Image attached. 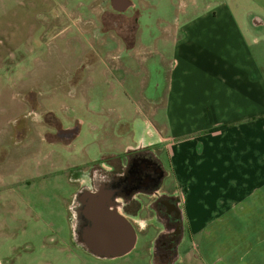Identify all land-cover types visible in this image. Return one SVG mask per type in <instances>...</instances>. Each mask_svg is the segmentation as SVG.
Masks as SVG:
<instances>
[{
    "label": "crops",
    "instance_id": "crops-1",
    "mask_svg": "<svg viewBox=\"0 0 264 264\" xmlns=\"http://www.w3.org/2000/svg\"><path fill=\"white\" fill-rule=\"evenodd\" d=\"M126 1L135 5L131 0ZM89 6L92 15L81 21L80 10ZM79 8L73 14L69 9H63L70 19L73 20L74 15L79 19L76 27L91 48L90 54L87 52L78 59L80 85L89 80L92 82L94 71L100 64L107 68L108 76L113 75L112 69H127V62L119 56L96 55V45L108 48L110 42H116L134 51L140 47L146 49L159 40L157 31L166 37L165 43L172 47V60L164 70L166 74L159 63L147 68L149 75H155L158 80L159 96L150 100L145 93L142 95V100L154 101L151 103L153 114L162 119L163 127L143 132L135 144L126 142L124 139L134 135L141 119L132 123L124 111H120L124 100L122 92L117 90L108 96L112 101L117 100L116 103L108 102L109 107L120 111L118 124L121 128L116 133L111 132L118 140L116 145L102 146L98 156H92L89 148H86V156H80L79 150H74L67 162L61 160V166L54 165L47 172L38 171L35 178H25V169L17 170L11 164L20 153L24 155L21 165L27 162L30 140L39 139L42 146L38 154L47 144L57 148L54 153L59 155V149H72L80 129L66 128L50 109L31 120L28 113L15 120H0V185L11 186L20 182L27 192L22 198L31 208L40 203L68 205L76 244L75 250L49 245L48 233L39 231L23 236V231L16 230L17 218L6 216L0 239L8 240L0 244V264H86L81 253L103 262L128 255L135 246L124 254L128 247L126 229L111 231L105 228L112 223L111 212L116 211L133 225L137 242L138 232L144 231L147 225L144 213L152 214L162 197L177 202L182 223L179 241L185 237L191 241L187 264H264V71L233 13L222 6L221 15L209 11L184 25L155 27V33L150 25L142 23L145 18L140 13L130 15L132 11L125 17L140 16L133 31L105 26L106 16L118 11L116 1L93 0L90 4L80 3ZM146 33L152 37L147 39ZM47 71L50 72L47 65H40L39 69L32 71L37 80L24 88L31 94L23 103L25 109L36 110V95H44L45 91L49 93L42 86ZM162 78L164 82H161ZM58 86L53 98L60 101L61 94H66L67 89ZM105 91L102 89L101 92ZM101 92L96 91V94ZM102 102L96 105L101 107ZM64 132L75 134L65 137L61 134ZM163 150L171 157L170 172L160 160ZM143 153L156 160L157 172H150L145 164L138 177L155 182L149 187L132 189L125 174L131 158ZM143 160L141 158L140 162ZM169 177L175 179L173 194L162 191L163 183ZM39 181L44 186L41 198L32 192ZM66 187L72 191L69 198L66 197ZM122 187L120 205L116 206L112 200L113 207L105 209L103 204L110 201L107 200L110 193L104 195L103 191L117 189L118 192ZM97 195H103L102 203L95 199ZM130 197L135 202L131 205L130 199L126 200ZM49 212V219L42 220L43 225L56 227V222L60 225L59 218ZM31 217L34 222L33 215ZM52 234L63 239V234L57 230H52ZM162 234H166L165 229ZM178 249L179 244L175 249L176 264H182ZM116 253L123 255L114 257Z\"/></svg>",
    "mask_w": 264,
    "mask_h": 264
},
{
    "label": "rangeland",
    "instance_id": "rangeland-1",
    "mask_svg": "<svg viewBox=\"0 0 264 264\" xmlns=\"http://www.w3.org/2000/svg\"><path fill=\"white\" fill-rule=\"evenodd\" d=\"M92 1L0 0V120L6 122L15 120L24 113L30 114L28 116L31 120L45 109H50L55 112L66 128H79L81 132L73 141L72 149L66 147L59 149V155L54 153L57 148L47 144L43 145L42 152L38 154L41 145L39 139L33 142L30 140V148L26 153L27 162L21 165L24 155L20 153L14 158L15 162L11 164V167L17 170L25 169V178L28 176L35 178L38 171L47 172L54 165L61 166V160L64 159L67 162L74 150H79L80 156H86V148H89L92 156H98L102 146L107 148L112 144L116 145L118 140L111 132L116 133V130L121 128L118 124L120 111H124L126 118L132 123L141 119L139 122L141 125L134 131V135H129L124 139L130 144H135L143 132L163 127L162 119L153 114L154 106L151 103L154 104V101L142 100L144 93L150 100L159 96L156 88L158 80L154 78L155 75H149L147 68L151 64L159 63L164 72L168 69V61L172 60V47L165 43L166 37L159 34L160 32L157 31L159 40L147 46L146 49L140 47L129 51L125 45L119 46L116 42H110L111 46L108 48L96 45L94 50L96 55L119 56L121 60L127 62V69L125 71L124 69L122 71L112 69L113 75L108 76L107 68L100 64L97 66L98 70L94 71L92 82L89 80L90 82H85L84 85L79 84L81 75L77 70L78 59L87 52L90 54L91 48L76 27L79 19L75 15L74 21L70 19L64 13L63 8L69 9V13L73 14L80 10V3L90 4ZM131 1L135 4L136 11H132L130 15L134 12L140 13L145 18L142 23L150 25L152 31H155V27L159 28L167 24L184 25L197 17L204 16L209 11L221 15L222 6H226L246 33L251 50L259 58V66H262L264 71V0ZM80 11L81 21L89 19L92 15L90 6ZM146 35L147 39L152 37H148L149 33ZM40 65H47L50 69L42 85L49 93L45 91L46 95H36L38 105L35 109L37 111L27 110L23 103L25 104V99L31 94L24 88L28 83L37 80L31 73L39 69ZM164 73L166 74V71ZM164 81L165 79L162 78L161 82ZM58 85L60 88L62 86L63 89H67L66 94H61L60 101L53 98L54 89L59 87ZM102 89L106 91L102 93ZM117 90L122 92L124 100L120 111L112 110L108 103L112 101L108 96L115 94ZM96 91L102 94H96ZM116 101L113 100L112 103ZM97 102H102L101 107L96 105ZM115 109H117L116 106ZM161 113L163 115L164 112ZM79 122H84V124ZM15 150L19 149L15 148ZM170 158L167 151L163 150L160 153L163 167L169 172ZM17 179L20 180L18 176ZM174 182L175 179L169 177L163 183L162 191L165 194H173L176 186ZM19 184L20 182L16 185L11 184V186L0 185V230H3V224L5 225L6 222L3 219L6 216H14L17 218L16 230L23 231V236H30L33 231L48 233L49 245H59L75 250L72 214L68 205L46 206L40 203V205L32 206L33 211L23 199L24 196L26 197V190ZM37 184L39 185L32 192L35 197L41 198L44 186L41 181ZM65 193L69 198L72 193L71 188L66 187ZM48 212L59 218L60 225L58 222H56V227L43 225V221L49 219ZM31 215L34 217V222L31 220ZM144 217L147 218L146 228L138 232L139 238L131 253L104 262L103 260L95 261L81 253L82 260L86 264H159L156 260V252L158 260L166 257L165 250L160 247L162 245L159 240L160 233L165 229L167 237L170 238L171 236L168 235L171 234L170 228L172 227L169 221L162 216H155L154 212L151 214L147 211ZM24 227L27 228L24 229ZM52 230L62 233L63 239L52 234ZM7 240L0 239V244H4ZM178 244L182 264H187L188 253L191 251L190 238L185 237ZM74 263L69 262L68 264Z\"/></svg>",
    "mask_w": 264,
    "mask_h": 264
},
{
    "label": "flooded vegetation",
    "instance_id": "flooded-vegetation-1",
    "mask_svg": "<svg viewBox=\"0 0 264 264\" xmlns=\"http://www.w3.org/2000/svg\"><path fill=\"white\" fill-rule=\"evenodd\" d=\"M116 1L117 5H118V11H114V14H110L106 16V24L105 26H113L116 28H121V29H127L130 31H133V28L135 27V25H137V23L140 20V16L135 15L133 18L129 19L127 17H125V15L129 12V11H136L135 9V5H132L129 1L126 0H112V2ZM128 5H131L132 7L128 8ZM114 7V6H112ZM128 8V9H127ZM133 14H137V13H133ZM62 135H64L65 137H68L70 135V132H64L61 133ZM144 158L145 160L140 162V159ZM152 159V160H151ZM148 165L147 169L150 170V172H152L151 170H155L157 172V163L156 160H154V158L152 157V155L148 154V153H143L141 155H137V157H132L131 161H130V165H129V169L127 171V173L125 174L126 176V182L128 185L133 186V188L135 189H139L141 187H149L151 185L154 184L155 181H144L143 179H139L138 177V173L141 171L142 166L143 165ZM152 168V169H151ZM153 179V178H152ZM131 181V182H128ZM126 187V186H125ZM129 187V186H128ZM127 189V187H126ZM124 188L122 187V189L116 193L115 197L113 198L115 205L118 206L120 205V201H119V195L122 194ZM130 199V205L132 203H135L131 200L130 198H127L126 200ZM123 200V199H122ZM124 202V200H123ZM155 216H162L165 220L170 222V226L172 228H170V238L167 237L166 234H162L160 235V243L162 245H160L161 248H163L166 252V254L168 253V251H174L177 248V244L179 243L180 240V236H181V232H182V223L180 221V214L177 208V202L175 199H170V198H165L162 197L160 198L157 203L155 204V208L153 210ZM164 225V223H163ZM165 226V225H164ZM167 227V226H166ZM172 229V230H171ZM165 254V255H166ZM162 259V258H160Z\"/></svg>",
    "mask_w": 264,
    "mask_h": 264
},
{
    "label": "water",
    "instance_id": "water-1",
    "mask_svg": "<svg viewBox=\"0 0 264 264\" xmlns=\"http://www.w3.org/2000/svg\"><path fill=\"white\" fill-rule=\"evenodd\" d=\"M74 134L75 133H71L70 137H73ZM103 193H104V195L107 193H110V195H109L110 197L107 199L110 201L105 200V201H107V203L103 204V205H105L104 208L108 209L110 207H113V203H110V202L115 197V195L117 193V189L116 190L113 189V191H111V192L103 191ZM95 199H98V201H100L102 203L103 195L102 196L97 195L95 197ZM111 222L112 223L108 224L107 226L105 225L106 227L105 226L104 227L111 230V231L116 230V229H121V228L126 229V231H127V238L126 239H127L128 247L126 249L127 251H125L124 254L129 252L136 244V233H135L133 225L128 220H126L124 217L117 214L116 211L111 212ZM122 255H123V253H116L113 256L118 257V256H122Z\"/></svg>",
    "mask_w": 264,
    "mask_h": 264
},
{
    "label": "trees",
    "instance_id": "trees-1",
    "mask_svg": "<svg viewBox=\"0 0 264 264\" xmlns=\"http://www.w3.org/2000/svg\"><path fill=\"white\" fill-rule=\"evenodd\" d=\"M160 240V238H159ZM157 252H156V260L157 262H159V264H176L177 261V255H176V250L172 251H168V253L165 255L166 257L164 259H157Z\"/></svg>",
    "mask_w": 264,
    "mask_h": 264
}]
</instances>
